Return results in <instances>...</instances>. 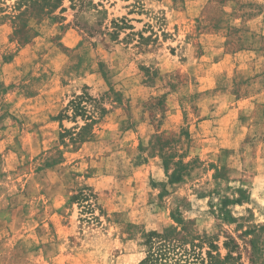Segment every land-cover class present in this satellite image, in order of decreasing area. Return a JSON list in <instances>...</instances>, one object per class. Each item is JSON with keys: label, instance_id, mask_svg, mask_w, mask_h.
Segmentation results:
<instances>
[{"label": "rangeland", "instance_id": "1", "mask_svg": "<svg viewBox=\"0 0 264 264\" xmlns=\"http://www.w3.org/2000/svg\"><path fill=\"white\" fill-rule=\"evenodd\" d=\"M45 1L0 0V264L264 239V0Z\"/></svg>", "mask_w": 264, "mask_h": 264}, {"label": "trees", "instance_id": "2", "mask_svg": "<svg viewBox=\"0 0 264 264\" xmlns=\"http://www.w3.org/2000/svg\"><path fill=\"white\" fill-rule=\"evenodd\" d=\"M59 5V0H46L42 4L48 12ZM71 102L74 103V115L84 116L86 110L79 101ZM59 116L68 117L66 110L64 109ZM93 117L86 115L83 125L79 126L81 131L77 135L83 134L89 126L87 120L93 122ZM177 180L179 178L176 177L175 181ZM228 219L236 221L231 216H228ZM176 221L182 224L181 219ZM241 226L238 224L236 231ZM262 229L263 226L254 225L241 230L236 235L226 233L220 246L215 236L191 234L182 226L178 228L168 225L160 230H151L146 233L145 255L138 264H244L243 251L247 255L249 264H264V239L259 234Z\"/></svg>", "mask_w": 264, "mask_h": 264}]
</instances>
